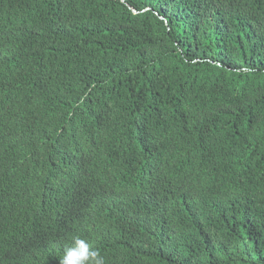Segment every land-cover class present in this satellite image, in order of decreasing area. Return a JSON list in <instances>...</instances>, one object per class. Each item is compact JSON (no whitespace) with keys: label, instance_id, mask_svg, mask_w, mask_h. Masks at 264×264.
<instances>
[{"label":"trees","instance_id":"1","mask_svg":"<svg viewBox=\"0 0 264 264\" xmlns=\"http://www.w3.org/2000/svg\"><path fill=\"white\" fill-rule=\"evenodd\" d=\"M264 264V0H0V264Z\"/></svg>","mask_w":264,"mask_h":264},{"label":"clouds","instance_id":"2","mask_svg":"<svg viewBox=\"0 0 264 264\" xmlns=\"http://www.w3.org/2000/svg\"><path fill=\"white\" fill-rule=\"evenodd\" d=\"M60 264H106L105 258L89 241L75 236L66 247Z\"/></svg>","mask_w":264,"mask_h":264}]
</instances>
